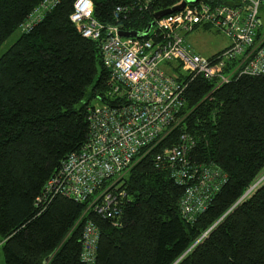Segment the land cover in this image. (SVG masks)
<instances>
[{
	"label": "trees",
	"instance_id": "trees-1",
	"mask_svg": "<svg viewBox=\"0 0 264 264\" xmlns=\"http://www.w3.org/2000/svg\"><path fill=\"white\" fill-rule=\"evenodd\" d=\"M42 1L0 0V47L20 31L0 58L1 247L5 264H85L83 224L75 225L87 204L62 195L39 199L66 158L88 142L91 100L111 101L110 74L101 42L84 38L71 21L76 0H61L31 32H21ZM92 1L98 21L141 31L181 0H155L120 23L116 7L133 0ZM186 99L180 124L122 177L121 226L86 214L100 229L96 264H264V182L231 211L264 172V76H243L215 91L199 78ZM184 134L194 139L192 162L228 176L193 222L181 213L185 187L167 164H155L156 155L183 144Z\"/></svg>",
	"mask_w": 264,
	"mask_h": 264
},
{
	"label": "built area",
	"instance_id": "built-area-1",
	"mask_svg": "<svg viewBox=\"0 0 264 264\" xmlns=\"http://www.w3.org/2000/svg\"><path fill=\"white\" fill-rule=\"evenodd\" d=\"M60 1L43 0L22 24L21 32H31ZM154 1L133 0L118 5L114 18L120 23L134 12L145 13ZM263 15L264 0H197L154 19L147 36L137 39L122 37L124 30L117 24L95 19L92 0L75 1L72 23L84 38L101 42L103 65L110 74L111 101L89 109L88 142L66 158L46 184L39 202L62 195L87 204L75 225L83 224V263L96 264L100 238L98 225L86 219V214L92 211L121 226L127 198L121 187L122 177L142 151L178 125L187 105L189 85L202 78L213 83L215 91L243 76H264ZM200 27L225 33L230 45L211 57L196 53L186 37ZM193 145L183 142L155 157L156 167L167 164L175 182L185 187L180 206L189 222L195 221L228 181L219 167L190 160L188 153ZM263 182L264 177L251 185L231 211Z\"/></svg>",
	"mask_w": 264,
	"mask_h": 264
},
{
	"label": "rangeland",
	"instance_id": "rangeland-1",
	"mask_svg": "<svg viewBox=\"0 0 264 264\" xmlns=\"http://www.w3.org/2000/svg\"><path fill=\"white\" fill-rule=\"evenodd\" d=\"M263 18H264V15H263ZM19 36H20V31L18 30L9 39L5 41V43L0 47V58L15 43V41L17 40ZM186 40L193 47L196 53L202 56H205V57H211L221 52L222 50L226 49L230 45V39L226 36L225 33L212 30V29H205L201 27L196 29L194 32L188 34L186 37ZM101 103L102 102L100 99L91 100L92 105H97ZM180 122H181V119L178 125L180 124ZM193 140H194L193 137H191L189 134H184V136L182 137V141L185 144L186 143L190 144L193 142ZM130 169L127 170L124 176L128 174ZM262 174L263 175L260 177V179L264 177V172ZM1 243H2V238L0 236V264H5Z\"/></svg>",
	"mask_w": 264,
	"mask_h": 264
},
{
	"label": "water",
	"instance_id": "water-1",
	"mask_svg": "<svg viewBox=\"0 0 264 264\" xmlns=\"http://www.w3.org/2000/svg\"><path fill=\"white\" fill-rule=\"evenodd\" d=\"M196 1L197 0H186L176 7L157 12L154 15V19L158 20V19H160L166 15H169V14L175 12V11H180L184 8V6L186 5L187 2H196ZM150 29H151V26H148L147 29H145L144 31H141V32L140 31H122L120 34L122 37H126V38L133 37V38H137V39H142V38L147 36Z\"/></svg>",
	"mask_w": 264,
	"mask_h": 264
}]
</instances>
